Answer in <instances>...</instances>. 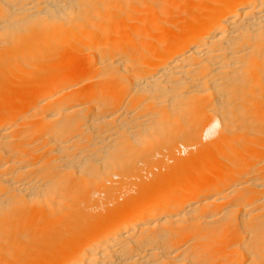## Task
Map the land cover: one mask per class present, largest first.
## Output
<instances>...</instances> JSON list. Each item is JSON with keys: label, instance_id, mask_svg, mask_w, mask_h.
Here are the masks:
<instances>
[{"label": "bare ground", "instance_id": "bare-ground-1", "mask_svg": "<svg viewBox=\"0 0 264 264\" xmlns=\"http://www.w3.org/2000/svg\"><path fill=\"white\" fill-rule=\"evenodd\" d=\"M0 264H264V0H0Z\"/></svg>", "mask_w": 264, "mask_h": 264}]
</instances>
